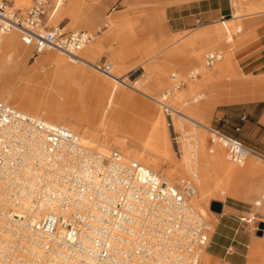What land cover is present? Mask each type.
Returning <instances> with one entry per match:
<instances>
[{
	"label": "built area",
	"instance_id": "built-area-1",
	"mask_svg": "<svg viewBox=\"0 0 264 264\" xmlns=\"http://www.w3.org/2000/svg\"><path fill=\"white\" fill-rule=\"evenodd\" d=\"M46 5L45 0H36L22 14L0 1V38L19 31L34 57L48 49L82 61L79 54L95 35L50 26ZM219 60L218 54H209L207 66ZM93 67L111 75L112 65L106 61ZM170 95L166 93L161 103L168 116L178 113L165 103ZM4 129L34 137L49 165L48 177H53L52 183L47 176L41 179L43 191L34 198V221L25 228L30 239L19 241L16 234L10 235L22 250L34 249L43 264H201L211 229L192 203L197 197L195 176L181 184L169 183L118 151L102 156L82 145L64 125L31 117L0 101V131ZM207 130L212 143L217 140L226 148L233 164L260 156L220 129ZM8 211L13 214L11 208Z\"/></svg>",
	"mask_w": 264,
	"mask_h": 264
},
{
	"label": "bare ground",
	"instance_id": "bare-ground-1",
	"mask_svg": "<svg viewBox=\"0 0 264 264\" xmlns=\"http://www.w3.org/2000/svg\"><path fill=\"white\" fill-rule=\"evenodd\" d=\"M14 1L18 7L29 8L32 4V0ZM63 1L56 0L57 7L65 5ZM75 2L73 0L67 10H61L58 13V10H56L54 22L60 23L66 13L73 16V9L70 6L73 8L76 5ZM239 2L243 6L244 0H239ZM256 9H259V7ZM256 9L253 7L247 8V11L245 10L246 15L233 18L231 21L221 23V25L213 28L205 27L188 41L190 45H194L196 40H201L200 46L193 48L192 61L199 66L192 72L195 76H201L202 79L199 80L205 86L218 80H225L224 78L237 81L234 75L231 74L234 55L237 50L233 49L230 53L218 52L216 51L217 42L226 38L232 39L235 35H239L250 22L248 20H251L255 15L252 12ZM72 20L71 25L74 24L75 27L83 19L76 17ZM120 27L124 29L123 31L132 30L133 24L131 21H127L116 25V29ZM120 32L119 29L118 33ZM127 36L129 35L127 34ZM131 36L133 38V35ZM19 38H21L19 31H13L11 34L0 38V86L3 85L8 88L5 94L0 95V100L13 103L20 110H18L19 112L23 111L21 113H26L31 117L64 125L80 138L82 145L88 146V148L102 156L109 157L114 145V147L121 150L120 153L127 158L126 160L138 162L158 174L164 165L169 164L176 171L173 174L160 175L169 183L174 184L177 179L191 173L192 177H196L198 192V196L192 203L203 215L207 214V210L202 205L204 202L208 203L209 198L213 196L211 185L215 184L217 186L216 193H222L224 192L222 188L224 187L222 185L223 179L227 180L241 171L237 165L228 162L229 158L225 154L222 144H216L215 151L211 150L214 156L208 154L207 137L202 128L209 129V114L204 113L201 115L192 107L188 108L187 114L174 108L178 112L174 114L177 118L172 115L164 118L159 108L144 101L147 110L146 116L150 119L152 126L150 132L144 136H137L135 127L127 130L126 119L130 118V113L126 107L130 108L129 105L137 99L123 89L124 87L128 88L129 85L123 79L122 70L116 69L114 72L111 71L110 76L104 75L107 79L97 77V84L92 89L96 95L94 108L82 102L79 103L72 96L71 82L78 80L80 83L88 82L91 84V80H86L94 78L90 72L83 70L79 64L99 72L93 67L96 65V61L93 53H91V49L94 51V48L89 47L92 43L80 52L79 55L82 59L80 62L72 60L57 51L44 50L41 53L42 55L53 51L51 55L43 57L44 64L51 66V70L45 77L50 82L47 88H44V83L38 82L40 76L29 70H24L20 77L19 74L14 80H10L12 79L9 78L10 73L18 66L24 68V63L30 56V50L26 46H22L23 43L19 42ZM228 45L233 48L230 40ZM176 51V48H173L168 56H175L178 54ZM206 51H210L208 55L218 54L220 56V60L212 70L203 65ZM82 52H84L87 59L82 57ZM120 61L125 60L122 58ZM111 65L113 69L114 64L111 63ZM256 83L258 87L264 86V81H257ZM197 89L200 88L192 87L191 93H195ZM140 93L152 98L149 91ZM198 94L200 92L196 93L195 96V102L197 103L200 102L197 97ZM176 95L180 96L177 91L174 96ZM255 98L264 100V95L257 94ZM152 99L160 104L163 102V100L160 102L156 98ZM14 106L13 108H15ZM119 106H123L126 111H121ZM200 107L205 109V104H200ZM186 123L193 125L194 128L192 127V130L186 131ZM172 128L175 130L180 129L184 136L183 141L181 140L183 155L180 157H185L186 170H182L181 164L176 160L174 153L176 147L172 143L169 131ZM119 136L123 138L120 139ZM110 143L114 144L111 145ZM95 147L97 148L95 149ZM1 148L5 151L0 152V264H14V262L15 264H30L33 261H43L37 259L34 249L30 251L22 250L21 243L18 242L30 239L25 228L30 222L34 221L32 217L34 198L39 192L43 191L41 179L42 177H48V174L51 173L49 172V165L38 141L34 137L27 139L25 136H21L18 130L4 129L0 131ZM262 162H264V157L250 155L246 163L240 167L246 166L242 169L243 173L258 174V176L264 178V164ZM222 176H224L223 179ZM47 180L52 183L53 177L49 176ZM251 194L256 197V207H261L264 201V189L252 190ZM10 208L13 211L12 215L11 212H7ZM12 234H16L18 242L10 239ZM204 255L205 251H202L200 257L203 258ZM43 263L44 261L40 262V264Z\"/></svg>",
	"mask_w": 264,
	"mask_h": 264
},
{
	"label": "rangeland",
	"instance_id": "rangeland-1",
	"mask_svg": "<svg viewBox=\"0 0 264 264\" xmlns=\"http://www.w3.org/2000/svg\"><path fill=\"white\" fill-rule=\"evenodd\" d=\"M6 1L15 10H19L22 14H25L36 0H32V4L29 8L18 7L14 0ZM45 1L47 3L46 6L50 18V26L65 27L66 31L78 30L93 33L95 37L91 42L92 45L89 47L94 48V51L91 49V53H93L96 64H101L106 61L107 63L114 64L112 72L116 69L123 71V79L126 84L129 85L128 88L124 87L123 89L137 99L129 105L130 108L126 107L130 113L129 117L131 118L126 119L127 130L135 127L137 136H144L150 132L152 126L150 119L146 116L147 110L144 101L159 108L164 118H167L168 115L165 113L161 104L154 101L152 98H156L158 101L162 102L164 95L167 92H171V95L165 102L169 106L181 110L184 114H187V110L190 107L197 110L201 115L207 113L209 114V128L220 129L224 133L229 132L236 134V138L241 140L249 148L264 150V118L260 120V123H257L256 117L251 118L250 115L251 110L254 109L256 104H259V112L264 110V100H252L254 95H264V86L258 87L256 83L257 81H264V67H262L264 66V62L262 66H255L256 63L251 64L252 61H256L264 55V0H244L243 6L240 5L239 0H75L76 5L73 6V8L70 6L71 9H73L74 15L72 16L66 13L63 20L58 24L54 22L56 10H58L57 13L64 9L67 10L73 0H64L63 3L65 5L60 7H57L56 0ZM232 1L234 2V7H232ZM250 7L255 9L259 7V9L252 12L255 13V15L251 20H248L250 22L246 25L244 30L239 35H235L232 39L226 38L219 40L217 42L216 51L230 53L233 49L237 50L234 55L231 74L234 75L235 80L245 83L246 85H251V87L248 89H236L234 86H231L232 84L230 81H227V78H224L225 80L220 84V88H218L217 95H215V100L212 102L213 105L209 113L206 107L205 109L207 111L201 107L199 108V106L209 99L210 90L208 87L212 83L205 86L203 82L200 81L202 79L201 76H195L193 74L195 68L199 66L192 61L193 48L200 46L201 40H196L194 45H190L188 41L192 39L196 33L203 30L204 27L213 28L214 26L221 25H214L215 23L246 15L247 13L245 10L247 11V8ZM241 11L244 12L241 13ZM144 15H147L146 18L142 19L143 24L146 23L144 26L145 28L123 31L124 29L120 27L119 29L121 32L118 33L119 29H116V25L113 22L114 17H116V24L119 25L123 21H140L141 17ZM76 17H80L83 20L74 27V24L71 25V23L73 21L72 19ZM153 18H158V20H154ZM187 19L191 21L189 23H182ZM127 34L129 36H127ZM131 35H133V38H131ZM229 40L233 44V48L229 47ZM19 42L21 44L23 43L21 38H19ZM22 46H26L28 50H30V56L26 63H24V68L16 66L17 69H14V71L10 73L11 75L9 78H12L10 80H14L19 74L20 77L24 70H29L34 72L33 74L39 75L40 79L38 82L44 83L45 87H43L47 88L50 82L46 80L45 77L51 70V66L44 64L43 57L51 55L53 51L34 57L32 47H28L24 43ZM173 48H176L178 54L175 56H168V53ZM209 52L206 51L204 54L203 65L209 70H212L215 66L208 67L206 63V56ZM55 53L60 55L57 52ZM81 55L84 59H87L84 52H82ZM118 58L120 60L123 58L125 61H120ZM263 60L264 58H261L257 63H261ZM79 66L83 70L90 72L94 78H88L86 80H91V84L88 82L80 83L78 80H74L75 82L72 81V96H74L79 103L82 102L94 108L96 105L94 101L96 95L92 89L94 85L97 84V77L102 79H107V77L89 67L80 64ZM219 81L223 80H218L216 82ZM180 82H182V84L178 87ZM194 86L200 89H197L196 92L192 94L191 88ZM7 89L6 86L4 87L1 85L0 95L5 94L8 91ZM139 91H149L152 98L143 95ZM176 91L180 96H174ZM198 92H200L197 96L200 102L197 103L195 102V96ZM206 94L208 95V99L206 98ZM234 97H238L241 100L230 104L219 103V101ZM8 104L14 106L13 103ZM238 107H243L244 112L248 114L246 120L248 122L247 127L241 132H236L234 127V124L242 126L240 119L231 118L229 122L224 121V112ZM16 109L19 110L18 108ZM119 109L121 111H126L123 106H119ZM172 116L177 118L174 114H172ZM192 127L194 128L193 125L191 126V124L189 125V123H186L185 130H192ZM202 129L207 137L208 154L214 156L211 150L215 151V145L221 144L217 140L212 143L210 140V138L213 137L211 133L206 128ZM169 131L172 143L176 147V149L174 147L176 160L181 164L182 170H186L185 157H180L183 155L181 146L184 136L180 129L175 130L172 128V130ZM119 138L122 139L123 137L119 136ZM110 144L113 145L114 143ZM96 148L97 147H95V149ZM112 148L110 153L114 151L121 152V150L114 147V145ZM224 152L227 155L225 147ZM124 159L127 158L124 157ZM246 161L237 165L239 169H241L239 173L234 174L227 180L222 176V179L224 178L222 182L224 192L216 193L217 186L212 184L211 193L213 196L209 198L210 201L208 203L204 202L202 205L207 210V214L202 215L210 225L211 230L209 234L210 244L203 250L205 251V255L203 258L200 257L201 264H226L223 260H214L208 256L213 237L216 233H219L218 226L220 222V215L214 214L215 212L211 210L212 202L225 203L230 197H239L245 202V207L251 208L248 214L242 215L247 220H252V222L248 224L249 230L253 232L256 227L258 228V223L264 222L262 220L264 219V201L261 207H256V197L251 194L252 190L264 189V178L258 176V174L243 173L242 169L246 166H240L245 164ZM228 162L232 163L230 160H228ZM262 163L264 164V162ZM175 171L176 169L174 167L167 164L162 167L159 174H173ZM191 178V173H188L186 176L177 179L174 184H181L185 180H191ZM242 196L245 197L242 198Z\"/></svg>",
	"mask_w": 264,
	"mask_h": 264
},
{
	"label": "crops",
	"instance_id": "crops-1",
	"mask_svg": "<svg viewBox=\"0 0 264 264\" xmlns=\"http://www.w3.org/2000/svg\"><path fill=\"white\" fill-rule=\"evenodd\" d=\"M232 7H234V2L232 1ZM147 15L141 17L140 21L135 20L132 22L133 28L135 30L137 28H145L146 23L143 24L142 19L146 18ZM114 17L115 25L117 21ZM154 19V18H153ZM154 20H158L154 19ZM191 20H184L182 23H189ZM229 20L221 21L219 23H215L214 25L221 24L224 22H229ZM127 22L123 21L122 23ZM121 23V24H122ZM205 28V27H204ZM261 58H264V55L258 58L256 61H252L251 64H255V66H262L264 60L261 63H257ZM249 64V65H251ZM264 65V64H263ZM264 67V66H262ZM230 81V80H227ZM223 81L215 82L210 84L208 87L210 90V96L208 99V95L206 94V100L204 102L205 107L208 111H211L212 102L215 100V95L218 92V88H220V84ZM231 86H234L236 89L245 88L248 89L251 85H246L245 83H241L240 81H230ZM244 86V87H243ZM256 95L252 97V100L262 101V99H256ZM205 98V99H206ZM241 99L238 97L227 98L225 100L219 101V103H234L238 102ZM259 104L254 106V109L251 110L250 115L252 117H256L257 123H260V120L264 118V110L259 112ZM257 115H256V114ZM225 122H229L231 118H238L242 122V126L235 125L234 127L239 128L240 131H244L247 127L248 122L246 121L248 118V114L244 112V108H232L229 111L224 112ZM264 122V119H263ZM236 131V130H235ZM227 135L236 137V134H232L229 132H225ZM260 156L264 157L263 149H253ZM245 196H242V198ZM223 204V210L221 214L214 213L216 215H220V222L218 226L219 233L213 237L212 244L209 247L208 256H210L214 260H223L226 264H264V230L262 236H258L259 229H256L252 232L249 230V221L244 218L242 215L248 214L251 211V208L245 207V202L241 200L239 197H230ZM227 211V212H226ZM255 216V215H254ZM264 221V219H262ZM252 222V221H251ZM264 223V222H263ZM261 223H258V226ZM221 231V232H220ZM209 257V258H210Z\"/></svg>",
	"mask_w": 264,
	"mask_h": 264
},
{
	"label": "water",
	"instance_id": "water-1",
	"mask_svg": "<svg viewBox=\"0 0 264 264\" xmlns=\"http://www.w3.org/2000/svg\"><path fill=\"white\" fill-rule=\"evenodd\" d=\"M211 210L217 214H221L223 210V204L216 201L212 202ZM258 229H259L258 236H262L264 230V223L259 224Z\"/></svg>",
	"mask_w": 264,
	"mask_h": 264
}]
</instances>
